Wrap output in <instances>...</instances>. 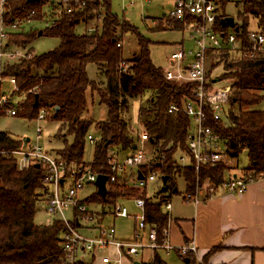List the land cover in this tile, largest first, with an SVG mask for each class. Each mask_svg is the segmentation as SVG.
<instances>
[{
    "label": "trees",
    "instance_id": "16d2710c",
    "mask_svg": "<svg viewBox=\"0 0 264 264\" xmlns=\"http://www.w3.org/2000/svg\"><path fill=\"white\" fill-rule=\"evenodd\" d=\"M1 2L0 21L2 19L5 26H18L7 31L6 41L10 49L24 48L35 38L38 31L24 33L22 30V26L31 21L49 23L48 32L60 39V46L47 54L35 56L29 52L33 54L30 59L20 58L14 63L6 61L2 66L0 80L15 78L18 89L14 94L22 96L15 103L10 95V106L16 110L14 117L38 120L40 111L45 110V121L60 125L56 137H72L71 142L64 139L58 152L60 157L55 158L77 165L84 162L86 138L95 126L99 135L89 164L92 171L100 175L110 172L108 155L118 154L117 149L131 150L144 129L149 135L146 145H150L152 154L141 171L143 175L157 174L160 184L150 187L149 183L145 189L136 190L128 187L126 178L122 177L109 187L105 199L96 192L83 203H111L122 197L141 198L145 201L146 226L157 230L159 244L165 243L164 232L170 222L168 211L164 210L165 204L178 193L179 180L187 191H192L196 185V171L186 147L190 119L183 112L184 105L192 99V87L166 80L165 71L155 66L150 58V43L134 30V26L112 14L111 0H86L82 11L76 8L71 13H67L64 6L43 0ZM218 4L223 17H229L225 11L226 1L220 0ZM244 6L243 26L239 25L243 37L254 19H257L259 27L264 25V0H245ZM222 20L219 18L216 22L218 32L224 31ZM156 21L176 27L186 24L185 19L170 17ZM99 23L100 28L92 35L77 31L83 26L86 30L98 28L96 25ZM124 33L137 40L138 53L130 60L123 58ZM122 62L129 67L126 73L120 69ZM90 64L96 67L97 76L103 80L89 78L87 68ZM209 66V77L220 71L219 79L231 82L232 92L229 104L221 111L218 120L214 119L211 108H206L207 125L225 139L226 159L246 152L249 165L243 171H263L264 110L253 107L264 101V53L244 57L238 49L229 47L212 52ZM94 97L98 98L100 106L107 109L104 122L84 119L89 101H94ZM135 99L141 100L138 129L130 119V102ZM171 106H176L179 111H171ZM23 143L0 130V264H67L61 249L63 223L55 218L47 225L35 222L37 207L42 202L46 203L47 198L43 168L33 164L21 170L17 157L2 153L20 150ZM184 152L189 159L188 165L180 166L177 159L179 153ZM231 171L226 163H221L202 169L200 176L211 178L219 185L226 176L234 173ZM164 177L168 178L165 188ZM217 250L213 249L209 254ZM159 252L164 251H153L152 259L141 264H167ZM170 253L181 257V264H196L192 255L182 256L178 250Z\"/></svg>",
    "mask_w": 264,
    "mask_h": 264
},
{
    "label": "built area",
    "instance_id": "2783aa9c",
    "mask_svg": "<svg viewBox=\"0 0 264 264\" xmlns=\"http://www.w3.org/2000/svg\"><path fill=\"white\" fill-rule=\"evenodd\" d=\"M43 1L64 6L67 8V13L75 11L76 8L82 11L86 6V0ZM173 1L175 7L170 18L185 19V25L191 27L192 38L196 43L195 49H190L188 52L181 50L171 56L170 64L174 69L166 70L165 78L168 82L192 87V99L184 105L183 112L190 119L186 147L197 176L195 188L192 191L186 190L183 196L186 202L197 206L215 198L219 193L243 195L250 185L264 181V170L258 173H247L243 169L240 173L233 171L234 173L231 172L232 174L226 176L219 185H216L211 178L200 176V171L209 165L216 166L225 163L227 151L225 139L207 125L206 108H211L214 119L218 120L221 117V111L229 104L232 92L231 82L221 81L219 77L212 75L209 77L210 56L212 52L222 51L229 47L238 49L244 57L264 53V25L259 27L257 19H254L256 27L250 28L243 37L235 20V28L238 31L232 28V31L228 32L231 27H223L224 31L218 32L215 28L217 20L225 19L223 13L219 11L220 0ZM4 2L5 0H2L1 4ZM187 18L190 20L186 21ZM17 28V24L5 26L2 19L0 21V75L6 61L11 62L24 56L16 48L10 49L7 45V31ZM95 31L90 29L88 34L92 35ZM244 38H247V41ZM128 68L126 62L120 64L123 73H126ZM10 83L14 85L16 91L18 89L16 79L10 77ZM10 97L0 95V116H15L16 110L10 106ZM170 110L177 112L179 108L171 106ZM46 116V111L41 110L38 121L45 120ZM41 132V127H38V133ZM87 140L91 145L96 143V138L91 134L88 135ZM148 141L149 135L143 129L139 134L138 142L125 158H120L116 153L108 155L107 162L110 172L105 175L108 179L107 192L109 187L122 177L126 178L128 187L136 190H143L149 183L157 182V174L143 175L141 171L148 161L146 153ZM2 153L17 157L21 170L33 164H38L43 168V182L47 187L45 206L51 219H58L64 225L61 249L65 254L67 264H121L123 258L138 257L145 250H163L167 253L178 250L182 256H196L198 249L194 240L176 249L168 242V230L164 232L167 241L163 244L158 243L157 230L146 226L145 201L141 198L134 199L135 205L142 210V216L135 217L136 233L132 240H117L114 227L96 228V220L100 219L89 211L88 205L83 203L84 200L78 198L79 191H82L85 185L95 186L100 175L92 171L89 163L69 164L64 160L56 159L42 146L30 142L23 143L20 150ZM188 160L187 157L182 156L177 159V163L180 166H187ZM171 208V203L168 201L164 209L170 211ZM113 215L117 218H128L129 212L125 206L115 204ZM85 230H96L97 235L86 236L83 234ZM146 231L147 241L144 240ZM111 250L116 256L110 253ZM196 264L209 263L199 261Z\"/></svg>",
    "mask_w": 264,
    "mask_h": 264
},
{
    "label": "rangeland",
    "instance_id": "374dc122",
    "mask_svg": "<svg viewBox=\"0 0 264 264\" xmlns=\"http://www.w3.org/2000/svg\"><path fill=\"white\" fill-rule=\"evenodd\" d=\"M226 1V14L235 18L236 23L240 26L242 25V19L245 14V0H225ZM175 7V2L173 0H111L110 11L112 14L118 17L120 21L128 22L136 29L142 37H144L150 43V58L155 66L163 70H173L174 68L170 64L171 56L178 51L188 52L190 49H195L196 43L192 38L191 27L184 25L182 27L170 26L165 24L164 21L157 22V19H166L170 17L171 12ZM222 11V10H221ZM98 28L91 27L90 29L98 30ZM51 26L46 22L31 21L22 26L24 33H35L37 35L31 40V42L24 48H16L19 52L24 55L21 59H30L34 54L35 56H42L47 54L60 46V39L57 36L51 35L47 29ZM84 27V26H83ZM83 27L77 29L78 32L88 33ZM158 27V29H157ZM254 22L251 23L250 28H255ZM232 28L228 30L231 32ZM122 53L125 60H130L133 58L134 54L138 53L137 40L131 34L124 33L122 35ZM29 52H32L31 54ZM33 57V56H32ZM14 60L8 63H14L19 61ZM223 67V66H222ZM221 69V68H220ZM89 78L92 80H103L104 78L97 76L96 67L90 64L87 68ZM220 71L213 72L211 75L218 77ZM15 87L10 83V78H5L0 84V95H12L13 102L17 103L22 99V96L14 94ZM88 112L84 116L85 120L92 121L95 123L104 122L107 119V109L104 106L98 104V98L94 97V101H89ZM141 106V100L135 99L130 102V119L136 129L139 128L138 125V113ZM254 109L264 110V101L253 107ZM38 127H41L42 132L38 133ZM60 128L57 122H52L48 120L38 121L37 119H23L21 117L14 116H4L0 119V130L7 132L12 137L21 139L25 142L24 138H29L31 144H38L45 148L48 152L52 154L53 157H60L59 151L62 149L64 144V139L71 142L72 137L67 136L63 139H58L56 134ZM90 134L95 138L99 135V131L93 126L90 129ZM64 135V134H63ZM87 141V138H86ZM94 151V145L86 143V149L84 154V162L89 163L92 160ZM116 152L119 154L120 158H125L129 154L130 149L127 151L117 149ZM146 153L148 156L152 154V149L149 144L146 145ZM179 158L182 156L186 157V152L179 153ZM227 167H230L237 173H240L242 169L249 165V159L246 152H242L236 158H228L225 160ZM153 184H160L159 182L151 183L149 186L153 187ZM179 194L186 191L182 181H178ZM97 189L94 185H85L82 191H79L78 198L80 200H86L95 195ZM176 196V195H175ZM179 198L175 197L174 209L172 215L178 209H182L183 213L185 211L184 207H180ZM122 204L128 209L129 218H117L113 215V209L115 204ZM45 202H42L37 207V213L35 215V222L39 225H47L51 219L47 213ZM88 209L91 211L97 219L103 217V220L96 223L102 227H114L117 235L122 239L132 240L135 237V227L136 219L135 216L139 218L142 216V210L135 205L134 200L120 198L116 202L111 203H100L99 201L91 202L88 204ZM147 241V239H146ZM151 250L145 251L143 254V260L148 261L152 259L153 254ZM153 252V251H152ZM164 261L167 264H181V260L176 254L168 256L165 252H159ZM141 255V254H140ZM139 255V256H140ZM141 257H137L136 260L140 261Z\"/></svg>",
    "mask_w": 264,
    "mask_h": 264
},
{
    "label": "crops",
    "instance_id": "0c3cea01",
    "mask_svg": "<svg viewBox=\"0 0 264 264\" xmlns=\"http://www.w3.org/2000/svg\"><path fill=\"white\" fill-rule=\"evenodd\" d=\"M183 191L180 195H177L179 192L175 194L176 196L173 195L170 200L172 208L168 211L170 216L168 242L172 247L178 249L194 240L198 249L194 257L196 262L264 264V181L250 185L243 195L219 193L215 198L197 206L185 201ZM175 197L179 198L180 207L185 209L184 213L182 209H178L172 215ZM99 219L101 222L103 217ZM95 226L102 227L99 224ZM83 234L96 236L97 231L85 230ZM116 239L130 241L120 238L117 232ZM146 239L147 231L144 233V240ZM216 248L218 249L216 252L209 254ZM145 251L139 254L140 261L136 260L137 257L132 260L123 258L121 264L136 262L141 264L150 261L151 259L143 260ZM110 253L116 256L114 251L111 250ZM165 253L168 256L173 254ZM177 257L181 260V257Z\"/></svg>",
    "mask_w": 264,
    "mask_h": 264
},
{
    "label": "water",
    "instance_id": "95a60500",
    "mask_svg": "<svg viewBox=\"0 0 264 264\" xmlns=\"http://www.w3.org/2000/svg\"><path fill=\"white\" fill-rule=\"evenodd\" d=\"M28 1L29 2H38L39 0H28ZM222 26L224 28L225 27L235 28V19L232 18V17H227V18L223 19L222 20ZM235 29H236V31H238L237 28H235ZM37 106H38V103L36 101L35 107H37ZM29 140H30L29 138L25 139V142L24 143L26 144ZM37 166H39V165H37ZM234 177H236V175ZM140 178H142V177H140ZM107 180H108L107 179V176H105V175H99L98 178H97V181L95 183V186L97 187V193L103 199H105L106 198V195H107V188H106ZM167 180H168L167 177H164L163 178L164 188H165V185H166ZM135 264H139V263L136 262Z\"/></svg>",
    "mask_w": 264,
    "mask_h": 264
}]
</instances>
